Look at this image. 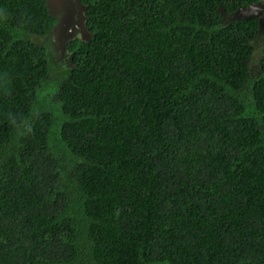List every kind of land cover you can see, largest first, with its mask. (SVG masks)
<instances>
[{
	"label": "trees",
	"instance_id": "16d2710c",
	"mask_svg": "<svg viewBox=\"0 0 264 264\" xmlns=\"http://www.w3.org/2000/svg\"><path fill=\"white\" fill-rule=\"evenodd\" d=\"M0 0V264H264L256 0Z\"/></svg>",
	"mask_w": 264,
	"mask_h": 264
},
{
	"label": "water",
	"instance_id": "95a60500",
	"mask_svg": "<svg viewBox=\"0 0 264 264\" xmlns=\"http://www.w3.org/2000/svg\"><path fill=\"white\" fill-rule=\"evenodd\" d=\"M50 1L55 0H46L48 14L56 19V23L49 29L48 34L51 33V36L58 38L63 36V38L59 41L60 47L58 48L60 51L67 48L68 43L73 39L72 37L75 36V32H79L80 37L87 40L90 33L87 31L85 25V5H83L79 0L64 1L65 3L62 7L63 16L56 18L53 16L54 14H52ZM70 6H75L77 10H70ZM81 12H83V14ZM234 14H237L235 19L258 18L259 26L262 27L264 25V0L257 3H249L247 7H239Z\"/></svg>",
	"mask_w": 264,
	"mask_h": 264
},
{
	"label": "rangeland",
	"instance_id": "374dc122",
	"mask_svg": "<svg viewBox=\"0 0 264 264\" xmlns=\"http://www.w3.org/2000/svg\"><path fill=\"white\" fill-rule=\"evenodd\" d=\"M64 1L67 2L68 0L50 1V8L52 10V14H54L53 15L54 17L58 18V17L63 16L62 7L65 3ZM72 9L77 10V8H75V6H70V10H72ZM81 13L83 14V12H81ZM262 33L259 34L258 41H255L254 43L252 41V45L254 48V54L252 56V62H256V60L259 58V56L262 52V47L264 44V36ZM74 35L75 36L72 38H77V37L81 38L79 32H75ZM62 38H63V36H61L60 38L53 37V36H51V33H49V34L45 35L44 37H34L33 40L35 42H37L38 44L45 46L47 48L49 55L55 59L56 63L61 62L62 64L69 66V65H71V63H70V59L68 57L67 48L63 51H60V49L58 48V47H60L59 41Z\"/></svg>",
	"mask_w": 264,
	"mask_h": 264
},
{
	"label": "flooded vegetation",
	"instance_id": "af4514ba",
	"mask_svg": "<svg viewBox=\"0 0 264 264\" xmlns=\"http://www.w3.org/2000/svg\"><path fill=\"white\" fill-rule=\"evenodd\" d=\"M259 1H261V0H256V1H254V2H249V3H257V2H259ZM248 5V4H247ZM247 7V6H246ZM239 8V7H238ZM237 16V14H229L228 15V19H230V20H232V19H235V17ZM257 19V23H258V34H257V36L255 37V39L253 40V43L255 42V41H258V37H259V34L260 33H262L263 34V36H264V26L263 27H261V26H259V22H258V18H256ZM263 47H264V44H263ZM262 47V48H263Z\"/></svg>",
	"mask_w": 264,
	"mask_h": 264
},
{
	"label": "clouds",
	"instance_id": "9594fccd",
	"mask_svg": "<svg viewBox=\"0 0 264 264\" xmlns=\"http://www.w3.org/2000/svg\"><path fill=\"white\" fill-rule=\"evenodd\" d=\"M8 16L4 13L2 9H0V22L6 21Z\"/></svg>",
	"mask_w": 264,
	"mask_h": 264
}]
</instances>
